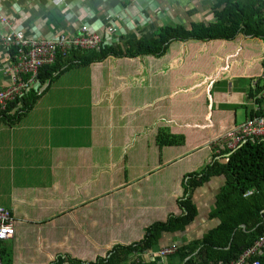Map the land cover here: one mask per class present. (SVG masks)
Returning <instances> with one entry per match:
<instances>
[{"label":"crops","instance_id":"obj_1","mask_svg":"<svg viewBox=\"0 0 264 264\" xmlns=\"http://www.w3.org/2000/svg\"><path fill=\"white\" fill-rule=\"evenodd\" d=\"M137 1L0 0V15L15 31L40 40L56 34L77 37L84 30L93 32L97 24L94 33L104 42L114 24L122 32L114 44L121 45L149 40L164 27L211 22L215 2ZM128 16L130 28L125 24ZM4 29L0 24V89L8 84L1 69L10 62L1 41ZM187 46L198 48L194 57L210 50L214 59L210 74L176 76L181 82L189 80L195 95L204 93L208 102L205 123L191 128H212L213 105L238 126L253 111L252 98L259 91L247 76L264 53L263 46L243 37L216 47L170 45L160 58L108 57L89 66L74 65L50 82L35 81L33 106L11 126L0 123V207L16 221L15 238L1 248L11 252L13 264H51L57 256L93 263L114 246L139 242L152 223L180 213L175 201L181 196L182 176L202 169L214 154L213 140L195 151L173 147L159 152L155 145L158 129L173 127L169 75L184 64ZM228 56L237 60L217 81L216 70ZM256 104L264 108V94ZM222 184L221 178H213L192 191L193 222L181 235H163L158 249L186 246L216 227L209 214ZM157 251L147 252L142 260L153 261ZM170 258L162 263L178 264Z\"/></svg>","mask_w":264,"mask_h":264},{"label":"trees","instance_id":"obj_2","mask_svg":"<svg viewBox=\"0 0 264 264\" xmlns=\"http://www.w3.org/2000/svg\"><path fill=\"white\" fill-rule=\"evenodd\" d=\"M211 11L213 15L211 22H191L187 28L164 27L156 31L149 40L133 39L121 45L102 47L98 51L74 50L65 55H57L53 64L38 69L35 81L42 85L74 65L89 66L108 57L160 58L168 51L170 45L183 46L188 42L198 43L205 48L210 44L216 47L221 43H233L238 37H243L249 43L264 48V0H215ZM196 50L197 47L187 46L184 64L169 75L170 88L174 93L170 115L173 127L169 129L165 126L158 129L155 145L159 152L164 148L173 147H186L189 151H195L237 127L235 122H228L230 117L225 116L227 113L224 110L218 111L213 105L212 128L210 130L191 128L201 127L205 123L208 102L204 93L195 95L196 87L193 88L189 80L181 82L176 76L187 77L192 72L210 74L213 71L214 60L210 50L204 56L194 57ZM12 54L13 51L10 52V56ZM236 60L237 57L228 56L221 62L216 70L217 81L226 76L228 64ZM262 73L264 53L247 76L249 80L255 82V92L264 88V80L260 81L259 78ZM36 93L37 91L31 87L22 97L10 102L6 110L0 113V123L11 126L19 120L35 103ZM248 96L251 97V93ZM259 114L260 111L247 112L246 118ZM213 178L223 180L209 214V218L216 222V227L201 240L179 247L168 257L176 258L178 264H230L236 261L264 232V143L261 142L244 144L230 154L227 162L222 155L213 154L202 169L184 174L180 182L181 196L175 201L180 213L169 214L165 221L152 223L144 230L143 238L139 242L130 246H114L104 259L96 258L93 263L57 256L51 264H123L128 260H133L131 264H163L157 256L149 262H144L142 256L155 249L159 252L158 244L163 235L183 234L196 216V208L191 201L192 191ZM246 192L249 193L244 196ZM0 260L1 264H13L11 252L3 248H0ZM256 261L257 264H264V251Z\"/></svg>","mask_w":264,"mask_h":264},{"label":"built area","instance_id":"obj_3","mask_svg":"<svg viewBox=\"0 0 264 264\" xmlns=\"http://www.w3.org/2000/svg\"><path fill=\"white\" fill-rule=\"evenodd\" d=\"M0 24H3L6 33L1 37L4 54L9 58L8 65H3L1 72L7 75L8 84L0 89V113L4 112L10 102L22 97L35 82V76L43 66L53 64L57 55H65L71 51L83 52L98 51L103 47V40L97 33H88L84 30L77 37L68 38L62 34H56L52 39H32L24 33L15 31L3 15H0ZM114 33L109 28L108 35ZM13 54L10 56V52ZM260 81L264 80V74L260 75ZM255 87V82L252 84ZM264 94V88L255 93L252 100V112L260 111L259 115L246 118L238 126L221 137L213 140L210 145L214 154L222 155L225 162L230 154L234 153L246 143H264V108L257 107L256 100ZM249 192H246V196ZM15 219L8 209L0 207V248L3 244L13 240L15 236ZM176 248L170 246L161 249L156 256L163 260L172 255ZM264 251V232L253 245L244 251L234 262L230 264H257ZM1 264V260H0Z\"/></svg>","mask_w":264,"mask_h":264},{"label":"water","instance_id":"obj_4","mask_svg":"<svg viewBox=\"0 0 264 264\" xmlns=\"http://www.w3.org/2000/svg\"><path fill=\"white\" fill-rule=\"evenodd\" d=\"M140 4H141V0H138L137 1V5H140ZM158 18H161V15H158ZM123 19L125 20L126 17H124ZM130 21H131V18H130V16H128L127 17V21L125 22L126 26H128V24H129ZM127 28H130V26H128ZM87 29H89V28H87ZM112 29H113L114 33L112 35L105 36L104 42H103L104 43L103 44V47H110V46H112L114 43L117 42V39L120 37V35L122 33L120 30H118L116 28V26H114V24L112 26ZM89 30H87L88 33H94L95 31H97L98 30L97 24H94V26L92 27V31L93 32H90ZM32 89L33 90H36V86H33ZM241 229H243V228L241 227Z\"/></svg>","mask_w":264,"mask_h":264},{"label":"rangeland","instance_id":"obj_5","mask_svg":"<svg viewBox=\"0 0 264 264\" xmlns=\"http://www.w3.org/2000/svg\"><path fill=\"white\" fill-rule=\"evenodd\" d=\"M54 88H56V87L54 86ZM52 89H53V87H52ZM49 93H51V91H49ZM241 121H242V108H238L237 109V122H241ZM170 259L171 258L168 257L166 259H163V261L165 260V262L167 263ZM160 262H162V260H160Z\"/></svg>","mask_w":264,"mask_h":264}]
</instances>
